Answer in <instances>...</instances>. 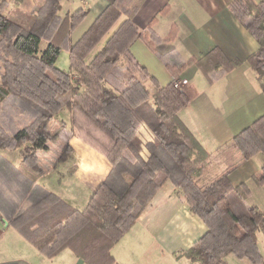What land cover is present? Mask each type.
Listing matches in <instances>:
<instances>
[{"label":"trees","instance_id":"16d2710c","mask_svg":"<svg viewBox=\"0 0 264 264\" xmlns=\"http://www.w3.org/2000/svg\"><path fill=\"white\" fill-rule=\"evenodd\" d=\"M61 1L43 0L26 16L27 24L9 18L3 12L5 2L0 1V111L7 113L3 105L12 98L17 110L28 116L20 128L0 123L2 217L49 256L69 248L87 264H117L112 248L132 229L157 190L171 179L191 198V211L208 227L180 255L198 264H229L225 258L234 253L252 264H263L257 232L264 230V211L245 204L251 193L249 185L234 186L227 173L210 184L201 183L210 154L180 118L190 96L174 85L187 66L195 64L214 81L222 72L239 66L241 60L229 59L217 46L183 62L160 56L173 75L162 85L131 50L137 39H143L153 51L160 41L151 29L156 18L146 30L133 19L143 0L112 1L75 43L71 32L86 18L88 9L78 8L62 17ZM230 8L260 45L248 62L264 93V0H232ZM123 15L127 18L84 65ZM175 36L173 28L165 39ZM42 42H47L43 49ZM64 47L80 63L73 62L69 70L56 65ZM147 79L155 86L154 92ZM68 93L69 100L63 102ZM65 104L72 110L75 135L89 140L112 165L83 209L38 183L43 170L36 151L48 149V142L59 138V133L49 130V124ZM6 116L14 124V116ZM144 125L153 133L145 143L138 136ZM228 146L244 160L258 152L264 154V114L237 133ZM17 149L22 154L18 165L2 159V151ZM71 151L67 145L60 159L66 160ZM255 179L264 184V165Z\"/></svg>","mask_w":264,"mask_h":264},{"label":"crops","instance_id":"0c3cea01","mask_svg":"<svg viewBox=\"0 0 264 264\" xmlns=\"http://www.w3.org/2000/svg\"><path fill=\"white\" fill-rule=\"evenodd\" d=\"M0 1L5 2L3 12L9 18L25 24L26 16L43 2ZM112 1L114 0L61 1L59 14L62 17L78 8L88 9L86 19L71 32L73 43ZM253 1L259 3L261 0ZM231 2L232 0H143L133 19L141 29L146 30L150 27L152 19L156 18L151 29L160 41L155 43L156 51H153L143 39H137L131 50L152 75L159 81L161 77L165 78L167 83L173 79V75L160 56L166 57L168 61L183 62L191 57H200L217 46L229 59L241 60L240 66L222 72L214 81H210L195 64L187 66L179 78L188 80L182 87L190 96V103L180 110L179 116L210 154L201 183L210 184L227 173L234 186L242 182L249 185L251 193L245 199V204L264 211V184H258L255 179L262 173L264 154L258 152L244 160L238 151L228 146L237 133L264 114V93L255 70L248 62V57L256 52L260 45L233 14ZM125 18L127 16L123 15L119 19L88 55L84 65L90 63ZM173 28H176V36L172 40L165 39ZM46 44L47 42H42V49ZM146 48L159 57L157 63L160 66L156 64L153 68L154 63H150L143 56H149V50ZM64 51L67 52L69 66H65L66 60L59 61V57L56 65L63 70H69L73 62L77 63V59L67 47L62 49L60 55ZM72 116V110L65 104L50 122L49 130L53 134L59 133V138L48 142V149L36 151L37 162L43 170L38 183L46 190L58 194L70 205L83 209L90 195L108 176L112 165L89 140L84 141L75 135ZM13 122L15 128L24 125L18 116ZM63 123L65 125H62ZM138 136L145 143L153 138V133L144 125ZM55 142L60 144L55 146L56 150L51 154ZM67 145L72 151L66 160H61ZM143 156H148L145 146ZM1 157L18 165L22 154L20 150L2 151ZM190 206L191 198L177 188L171 179H167L132 229L112 248L116 263L198 264L180 255L208 229L204 220L193 213ZM257 240L264 258V230L257 232ZM225 259L229 264H252L248 258H239L234 253L228 254ZM0 264L87 263L69 248L54 256L41 252L9 220L4 219L0 211Z\"/></svg>","mask_w":264,"mask_h":264},{"label":"rangeland","instance_id":"374dc122","mask_svg":"<svg viewBox=\"0 0 264 264\" xmlns=\"http://www.w3.org/2000/svg\"><path fill=\"white\" fill-rule=\"evenodd\" d=\"M86 18H84V20H85ZM83 20V21H84ZM26 24H27V22H26ZM135 44H136V42H135ZM145 50V49H144ZM146 50L148 51L149 49L148 48H146ZM149 53V56H151V57H149L147 54H143V56L147 59V60H149L150 61V63H154V65H153V68L154 67H156V64L158 65V56L153 52V51H148ZM67 52H62V54L61 55H59V61H63V60H66V64H65V66L67 67V66H69V63H67ZM87 60V58L85 59V61ZM84 61V64L86 63ZM77 64H80L78 61H77ZM160 64V63H159ZM241 65V64H240ZM239 65V66H240ZM158 66H160V65H158ZM201 71V70H200ZM74 74H76L75 72H74ZM161 77V76H160ZM160 81H161V83L162 84H165V83H167V80L165 79V78H163V77H161L160 78ZM193 81H194V79H193ZM198 81V80H197ZM146 84L148 85V87L153 91V90H155V86L153 85V83L150 81V80H147V82H146ZM69 96H70V94L68 93V94H66L64 97H63V102H65V101H67L66 99L67 98H69ZM2 106V105H1ZM5 108H6V110H7V113L8 114H13V116H14V119L16 120L17 119V116L19 117V121L21 120V122H27L28 121V116H26L24 113H22V112H20L19 110L17 111V108H16V106H18L17 105V103L15 102V101H13V99L11 98V99H7V101H5L4 102V105H3ZM15 107L14 109H11V108H9V107ZM7 113L5 112V110H1L0 111V123H2V121H4L5 123H7L8 125L9 124H11V126H12V128L15 126V124H13V123H10V122H8L9 120H8V118H7ZM6 126V125H5ZM6 127H8V126H6ZM29 144V143H28ZM60 143L59 142H55L54 143V147H52V150H51V154H53L54 152H55V150H56V147L55 146H58ZM23 148V147H22ZM18 151L20 150V149H17ZM14 151V152H18V151Z\"/></svg>","mask_w":264,"mask_h":264},{"label":"built area","instance_id":"2783aa9c","mask_svg":"<svg viewBox=\"0 0 264 264\" xmlns=\"http://www.w3.org/2000/svg\"><path fill=\"white\" fill-rule=\"evenodd\" d=\"M187 81H188L187 78L182 77V78H179V79L175 80V81H174V85H175L176 87L180 88V87H182L183 84H185Z\"/></svg>","mask_w":264,"mask_h":264}]
</instances>
